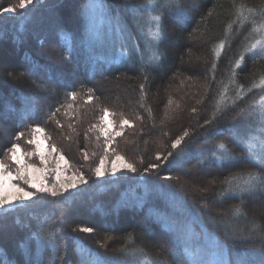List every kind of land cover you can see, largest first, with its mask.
I'll list each match as a JSON object with an SVG mask.
<instances>
[{"label":"trees","instance_id":"16d2710c","mask_svg":"<svg viewBox=\"0 0 264 264\" xmlns=\"http://www.w3.org/2000/svg\"><path fill=\"white\" fill-rule=\"evenodd\" d=\"M89 3L33 0L20 8L19 0H0V160L14 169L7 149L19 143L36 161L28 141L39 127L70 171L89 181L58 196L34 190L32 199L0 212V264H134L142 259L137 250L157 264H192L187 253L200 264L250 260L264 250V238L250 231L251 222L264 226V185L241 191L240 181H224L261 172L229 137L236 113L264 94L254 88L230 107L238 91L264 75V54L246 53L236 66L264 35L252 32L251 17L239 23L237 6L247 5L245 15L255 9L258 24L264 0H179V8L164 12L158 61H148L144 49L143 57L113 60L91 35L96 13L86 11ZM104 3L105 21L131 47L125 31L140 37L134 20L146 15L144 0ZM10 5L14 12L3 11ZM218 103L224 111L215 113ZM185 130L189 136L172 149ZM221 141L228 152H216L224 157L217 160ZM168 152L175 159L163 160ZM117 156L135 171L98 180L101 159ZM153 163L159 168L145 172ZM237 206L247 215H233Z\"/></svg>","mask_w":264,"mask_h":264},{"label":"snow or ice","instance_id":"6c2138e0","mask_svg":"<svg viewBox=\"0 0 264 264\" xmlns=\"http://www.w3.org/2000/svg\"><path fill=\"white\" fill-rule=\"evenodd\" d=\"M33 0H19V7L24 8L26 7V3H32ZM179 8V0H144V4L141 6L145 9L146 15L143 17L135 18L134 23L140 33V38L144 41V50L151 49L153 45L158 44V42L162 39L163 36V16L166 9H171L172 7ZM16 6H8L4 8L3 11H15ZM247 8V5L240 4L237 6V20L243 26L246 24L250 17L253 23L252 32L256 33H264V7H262L259 11V15L261 17L259 23L257 24L255 20L256 11L253 8H248V13L250 15L244 14V9ZM87 9H92L96 14L89 17L90 27L96 28L97 21H99V26L102 27L105 19L107 18V5L104 3V0H90L89 5L86 6ZM156 13V14H154ZM211 14V12L209 13ZM231 28V23L228 25ZM98 31H93L91 33L93 38L99 36ZM130 38V37H129ZM247 39V38H246ZM223 47V45H221ZM251 54L253 56L262 55L264 54V35L261 36L260 39L255 40V42L251 43L248 47L241 52L239 59L236 60V66H241L243 60L245 58V54ZM135 54H140L143 57V51L141 46L138 44L133 43L131 47H124L122 46L119 50V55L123 58H131ZM219 55V52H217ZM152 60H159V56L153 53ZM215 68V65H213ZM143 89V85L140 86ZM240 88L243 89L244 86L240 85ZM259 89L264 92V75H262L259 79V82H254L250 88L246 91L237 92L236 97L232 100L230 107H235L243 98L248 94L251 93L252 89ZM71 97L74 99L76 96L75 92L70 93ZM92 97H89L91 100ZM105 115H109L108 109L102 110ZM192 111H196L195 108ZM224 111L220 107L218 103L214 112L220 113ZM103 119V116L101 117ZM216 119V115L214 114L212 120ZM234 120L238 121V126L233 130V134L229 137V139L236 144L241 150L245 152V159H247L254 167H257L264 172V94H262L259 99H253L252 102L246 107L241 108L239 112L233 117ZM121 125L129 124V121L126 118H122L120 121ZM205 123H211L209 120H205ZM254 125H256L254 127ZM34 131H42L39 127H37ZM120 133H117L119 135ZM19 136H23V133L18 134ZM189 136V131L185 130L181 135L177 136L172 142L171 147L172 149L178 148L181 143L185 140L186 137ZM29 144L34 143L33 140L28 141ZM38 147V146H37ZM53 150H55V146L53 145ZM20 151V144L14 143L12 146L7 149L10 158L15 161L16 164H20V160L17 158V152ZM216 152H223L227 153L228 148L222 141L215 145V149L213 151V156L217 160L224 159L223 156H216ZM172 156L174 159V154L172 152H168L167 156L163 157V160L167 161L168 157ZM63 159V156L60 157ZM117 159H121V157L117 156ZM227 159L235 160L236 158L233 156H228ZM156 160H161V155L159 153L156 154ZM41 161H44V156L41 154ZM101 165H103V159H101ZM158 163L150 164L148 168H145L144 171H149L151 169L159 168ZM27 167H32L28 165ZM125 167L135 171V168L132 164H127ZM7 170V165L4 164L3 161H0V209H4L6 206L12 205L17 200H25V199H32L35 195L34 192H25L23 189L19 188L18 186L14 185L17 188V191L22 193V195H8L5 194L3 191V182H4V173ZM58 170V169H57ZM21 169H17V175L20 174ZM96 175H102L103 172L101 167L98 166L95 168ZM113 172L116 171L115 165H113ZM261 172H248L245 175L239 177H229L226 178L224 183L231 186L234 181H240L244 187L241 191H252L259 185H264V175H261ZM9 177H11V173H8ZM23 178V177H21ZM165 179H171V177H165ZM57 180H59V175H57ZM83 181V177H81ZM25 183H29L28 180H25ZM33 188H36L38 192L42 193H50L52 196L60 195V192L57 190L56 186L53 185L51 188L48 186L37 187L35 184L31 185ZM75 182L61 184V189H68V188H75ZM223 195V193L221 194ZM233 215L240 216V215H247L243 212V210L237 206L233 209ZM83 232H92V228L84 227L79 229ZM250 231L253 233H260L261 237L264 238V226L257 222H251L250 224ZM131 239V238H129ZM140 255H142V259L139 261L134 262V264H157L152 258H150L147 254H143L142 250H137ZM189 259L192 261V264H200V261L194 259L191 253H187ZM130 255L136 256L137 252L130 253ZM84 264H88L87 261ZM127 264V262H126ZM220 264V262H217ZM239 264H264V250L259 252H253L252 258L250 260L243 259L239 262Z\"/></svg>","mask_w":264,"mask_h":264},{"label":"rangeland","instance_id":"374dc122","mask_svg":"<svg viewBox=\"0 0 264 264\" xmlns=\"http://www.w3.org/2000/svg\"><path fill=\"white\" fill-rule=\"evenodd\" d=\"M107 22V25L103 24L105 27L104 29L103 26H99V21H97V27L91 30V32L98 31L100 33L99 36L96 37L97 41L95 40V44L100 47L101 43H105L108 48L109 56L114 60L120 57L119 50L121 47L128 46L124 37L122 34H120V31L118 29L113 30L111 28L112 26L114 27L113 23L110 21ZM114 31L116 34H114ZM125 33L127 34L128 38L130 37L133 43L140 45L141 49H144V41L140 37L133 35L131 32L128 34V32L125 31ZM138 35L140 36L139 31ZM103 40H105V42H103ZM156 45H153L151 49L145 50V55L149 54L147 56L148 61L152 60V53H155L154 49ZM34 143L36 147V161H32V158L34 157L33 153L24 152L22 148H20V151L17 152V158L20 160V164L18 165L15 163L14 169H7L4 173L3 191L5 194L16 196L22 195V193L17 191V188L14 187V185L23 189L25 192H34V190H36V188L31 186L32 184H35L37 187L46 185L49 188L55 185L60 194L73 190H79L88 185V178L83 174H76L70 171L69 163L66 157L63 154L58 153L56 150H53V148L48 145L47 139L41 131L35 133ZM41 154L44 156L43 162L41 161ZM61 156H63L62 160L60 159ZM28 165H31L32 167L29 168L27 167ZM113 165L116 167L115 172L112 171ZM125 165H127V163L122 157L121 159L115 158L113 160L103 159V165H101V163L98 165L101 167L103 174L99 176L96 175V178L102 181L106 178L116 177L119 171L127 168ZM18 168L21 169L19 175H17ZM8 173H11V177H9ZM57 175H59V180H57ZM81 177H83V181L81 180ZM25 180H28L29 183H25ZM71 182H75V188H60L61 184H67ZM99 185L100 186L98 187L100 189L105 188V185L102 183ZM27 200L29 199L17 200L12 205L6 206L4 209H0V212L10 210L16 205Z\"/></svg>","mask_w":264,"mask_h":264}]
</instances>
